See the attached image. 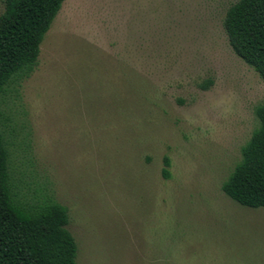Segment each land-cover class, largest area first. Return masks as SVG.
Listing matches in <instances>:
<instances>
[{"label":"rangeland","instance_id":"374dc122","mask_svg":"<svg viewBox=\"0 0 264 264\" xmlns=\"http://www.w3.org/2000/svg\"><path fill=\"white\" fill-rule=\"evenodd\" d=\"M236 1L65 0L4 95L17 191L68 207L79 264H264V207L222 189L264 104Z\"/></svg>","mask_w":264,"mask_h":264},{"label":"trees","instance_id":"16d2710c","mask_svg":"<svg viewBox=\"0 0 264 264\" xmlns=\"http://www.w3.org/2000/svg\"><path fill=\"white\" fill-rule=\"evenodd\" d=\"M0 14V116L3 97L18 91L36 69L41 43L65 0H2ZM234 51L264 79V0H238L224 20ZM213 80L202 83L207 88ZM256 114L260 125L242 146V158L222 185L232 199L249 207H264V104ZM163 174L170 177L165 156ZM68 207L45 199L30 202L17 191L11 153L0 130V264H79L78 243L69 230Z\"/></svg>","mask_w":264,"mask_h":264}]
</instances>
